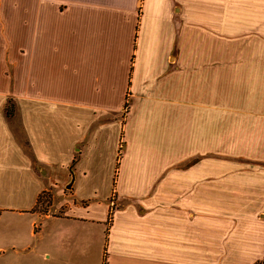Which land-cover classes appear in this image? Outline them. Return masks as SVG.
Listing matches in <instances>:
<instances>
[{"label":"crops","instance_id":"1","mask_svg":"<svg viewBox=\"0 0 264 264\" xmlns=\"http://www.w3.org/2000/svg\"><path fill=\"white\" fill-rule=\"evenodd\" d=\"M263 261L264 0H0V264Z\"/></svg>","mask_w":264,"mask_h":264},{"label":"rangeland","instance_id":"2","mask_svg":"<svg viewBox=\"0 0 264 264\" xmlns=\"http://www.w3.org/2000/svg\"><path fill=\"white\" fill-rule=\"evenodd\" d=\"M67 194V191H63L62 189H60L59 194H56V192H54V190L52 191V189H50L49 191L44 192L41 195V198L38 202V206L41 209V211H48V209L50 208V205L52 203H58L59 201L63 202L62 199L65 197V195Z\"/></svg>","mask_w":264,"mask_h":264},{"label":"trees","instance_id":"3","mask_svg":"<svg viewBox=\"0 0 264 264\" xmlns=\"http://www.w3.org/2000/svg\"><path fill=\"white\" fill-rule=\"evenodd\" d=\"M125 107H127V104L125 105ZM5 113H6V116H12L13 115V113H14V106H13V103H12V101L11 100H9L8 101V103H7V105H6V107H5ZM44 193V192H43ZM42 193V194H43ZM41 194V195H42ZM41 195L38 197V201L37 202H39V200H40V198H41ZM44 212V211H43ZM263 264H264V261H263Z\"/></svg>","mask_w":264,"mask_h":264},{"label":"water","instance_id":"4","mask_svg":"<svg viewBox=\"0 0 264 264\" xmlns=\"http://www.w3.org/2000/svg\"><path fill=\"white\" fill-rule=\"evenodd\" d=\"M70 187V185H67V188H69Z\"/></svg>","mask_w":264,"mask_h":264}]
</instances>
